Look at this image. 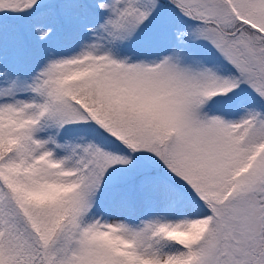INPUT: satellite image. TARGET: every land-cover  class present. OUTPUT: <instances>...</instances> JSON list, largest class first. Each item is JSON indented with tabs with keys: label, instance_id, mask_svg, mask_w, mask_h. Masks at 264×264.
I'll list each match as a JSON object with an SVG mask.
<instances>
[{
	"label": "snow or ice",
	"instance_id": "obj_1",
	"mask_svg": "<svg viewBox=\"0 0 264 264\" xmlns=\"http://www.w3.org/2000/svg\"><path fill=\"white\" fill-rule=\"evenodd\" d=\"M0 264H264V0H0Z\"/></svg>",
	"mask_w": 264,
	"mask_h": 264
}]
</instances>
